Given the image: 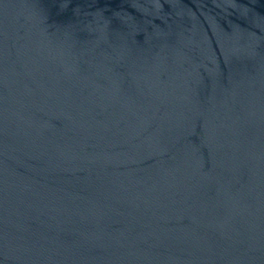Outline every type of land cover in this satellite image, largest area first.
Here are the masks:
<instances>
[{
	"label": "water",
	"instance_id": "obj_1",
	"mask_svg": "<svg viewBox=\"0 0 264 264\" xmlns=\"http://www.w3.org/2000/svg\"><path fill=\"white\" fill-rule=\"evenodd\" d=\"M0 264H264V0H0Z\"/></svg>",
	"mask_w": 264,
	"mask_h": 264
}]
</instances>
